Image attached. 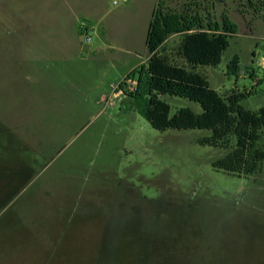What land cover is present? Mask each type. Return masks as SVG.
<instances>
[{"label":"rangeland","instance_id":"1","mask_svg":"<svg viewBox=\"0 0 264 264\" xmlns=\"http://www.w3.org/2000/svg\"><path fill=\"white\" fill-rule=\"evenodd\" d=\"M263 1L168 2L206 28L236 25L221 64L197 71L224 97L255 93L242 102L253 111L264 106ZM157 2L0 0V128L29 147L37 174L0 215V264H264V162L250 177L217 171L227 152L197 142L209 132L155 130L128 95ZM165 100L171 116L203 112Z\"/></svg>","mask_w":264,"mask_h":264},{"label":"trees","instance_id":"2","mask_svg":"<svg viewBox=\"0 0 264 264\" xmlns=\"http://www.w3.org/2000/svg\"><path fill=\"white\" fill-rule=\"evenodd\" d=\"M169 1L158 0L153 9L146 36L149 59L127 77L130 80L138 75L128 95L138 103L139 112L155 130L209 132L197 142L227 152L212 162L217 171L254 176L264 162V149L259 145L264 130V106L257 111L245 108L242 102L255 93L234 91L224 97L197 71L199 66L221 64L237 27L225 18L224 30H219L217 25L206 28L198 14L170 10ZM261 3L259 10H264V1ZM172 36L180 37L175 54L169 47ZM175 55L189 68L174 62ZM228 71L229 75L241 72L237 56L228 65ZM166 96L197 103L203 112L182 108L171 116L172 108ZM31 164L35 167L36 163L29 147L8 127L3 131L0 128V215L36 177V171L30 170Z\"/></svg>","mask_w":264,"mask_h":264},{"label":"built area","instance_id":"3","mask_svg":"<svg viewBox=\"0 0 264 264\" xmlns=\"http://www.w3.org/2000/svg\"><path fill=\"white\" fill-rule=\"evenodd\" d=\"M88 41H90V38L88 39Z\"/></svg>","mask_w":264,"mask_h":264}]
</instances>
